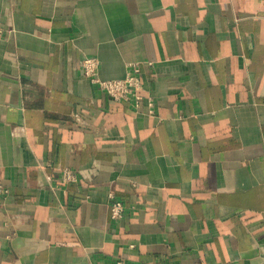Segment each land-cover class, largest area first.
<instances>
[{
	"label": "crops",
	"instance_id": "crops-1",
	"mask_svg": "<svg viewBox=\"0 0 264 264\" xmlns=\"http://www.w3.org/2000/svg\"><path fill=\"white\" fill-rule=\"evenodd\" d=\"M0 185V264H264V0H0Z\"/></svg>",
	"mask_w": 264,
	"mask_h": 264
},
{
	"label": "built area",
	"instance_id": "built-area-1",
	"mask_svg": "<svg viewBox=\"0 0 264 264\" xmlns=\"http://www.w3.org/2000/svg\"><path fill=\"white\" fill-rule=\"evenodd\" d=\"M99 61L94 58H86L83 61L82 69L84 75L102 91L107 93L114 101L134 102L138 104L142 101V96L139 92L142 89L141 81L139 78L140 68L137 64H132L129 67V72L125 79L121 80H103L99 76ZM77 176L70 169H64L62 172V181L64 184L74 183ZM0 185V195L7 194ZM111 200L110 216L113 221H120L124 218L126 213V206L120 200L115 198L111 193L109 195ZM116 264H128L125 259H119Z\"/></svg>",
	"mask_w": 264,
	"mask_h": 264
}]
</instances>
